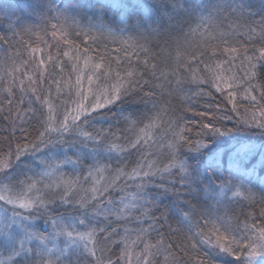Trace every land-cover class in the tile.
Segmentation results:
<instances>
[{"label": "snow or ice", "instance_id": "6c2138e0", "mask_svg": "<svg viewBox=\"0 0 264 264\" xmlns=\"http://www.w3.org/2000/svg\"><path fill=\"white\" fill-rule=\"evenodd\" d=\"M26 6L0 7V264H264V0ZM191 83L225 107L176 116Z\"/></svg>", "mask_w": 264, "mask_h": 264}, {"label": "trees", "instance_id": "16d2710c", "mask_svg": "<svg viewBox=\"0 0 264 264\" xmlns=\"http://www.w3.org/2000/svg\"><path fill=\"white\" fill-rule=\"evenodd\" d=\"M0 7L5 8L8 13L11 15L13 21L17 20V19H24L26 17V15L29 13V10L26 6V0H0ZM30 22H37V21H30ZM2 31V30H0ZM28 38L25 37V40H27ZM49 43H54L53 41H49ZM77 43H80L82 47H87L88 44L83 43L81 41H77ZM41 47H43V45H41ZM93 48H99V50L101 52H103L105 50L104 48V41H99L98 44H94L92 45ZM116 45L113 44H108V48H115ZM52 53H53V57L55 58V53H56V48L53 47L51 49ZM11 53L9 52V55ZM113 55H115V53H113ZM5 56V53L3 51H0V62H2L3 58ZM26 58V56H25ZM61 59H65L63 57H61ZM67 74V69H65V75ZM54 75H56L57 80L60 79V75L57 73H54ZM174 81H173V85H174ZM44 87H47V84H44ZM165 89L167 90V86L165 85ZM200 92L203 93H208L211 92L212 95L211 97L207 96V95H201L199 94ZM52 96L56 97V92H55V87H53L52 89ZM74 99V97L72 98ZM72 99L69 98V96L67 95H62L58 98V100L55 102V107L59 108L60 103L61 102H66L68 103L69 107L72 106ZM166 103H170L173 106V109L175 111L176 116H184L185 119H192L194 117V113L188 111V108L193 107V106H198L196 107V111H205L207 110V106L212 104L213 106L216 103H219L220 106L222 108L225 107V104L222 102L221 97L219 96V94H217L212 88L206 86V85H200L199 87H197L196 84L191 83V84H186L184 87V90L179 92L178 94H176L175 96L169 98ZM230 107V105H228ZM231 115V113H229ZM37 116H39V112H37ZM110 119V117H109ZM164 120H167V116L164 117ZM235 118L233 119V123H234ZM33 123H35V121H33ZM225 125L227 127H232V123H229L227 121H225ZM38 127V125H36ZM9 127L8 123L3 120L2 118H0V140L8 137L9 133L8 131H6L5 129H7ZM97 127H100V125H97ZM104 127H107V125H104ZM116 127H122L121 125H117ZM167 129L164 126V123L161 122L158 127L157 130L155 132L156 136L159 137H163L164 134L166 133ZM240 134H235V137L232 138H224L222 141H218L215 142L213 145H210L209 147L215 151V152H220L222 153L223 159L226 161L228 158V154L232 151L233 146L239 142L240 140ZM259 141L257 140V143ZM5 145L0 144V147H4ZM229 196H231V193H228ZM185 199H187L185 197ZM242 209L237 207L235 209V213L236 215H238L240 217L241 220V227L243 226V221H244V216L240 215ZM243 211H248L247 209H243ZM170 223L173 224V227H178V225L173 221L170 220ZM129 227H135V225H128ZM174 239L177 240V242L179 243V241L181 239H183V233H181L178 236H174ZM2 256V255H0ZM228 259H233L231 257H229Z\"/></svg>", "mask_w": 264, "mask_h": 264}, {"label": "rangeland", "instance_id": "374dc122", "mask_svg": "<svg viewBox=\"0 0 264 264\" xmlns=\"http://www.w3.org/2000/svg\"><path fill=\"white\" fill-rule=\"evenodd\" d=\"M3 258H5V257H3V256H0V259H3Z\"/></svg>", "mask_w": 264, "mask_h": 264}]
</instances>
